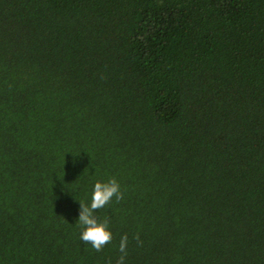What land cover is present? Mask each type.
<instances>
[{"label":"trees","instance_id":"trees-1","mask_svg":"<svg viewBox=\"0 0 264 264\" xmlns=\"http://www.w3.org/2000/svg\"><path fill=\"white\" fill-rule=\"evenodd\" d=\"M124 234L125 264H264V0H0V264Z\"/></svg>","mask_w":264,"mask_h":264},{"label":"clouds","instance_id":"clouds-1","mask_svg":"<svg viewBox=\"0 0 264 264\" xmlns=\"http://www.w3.org/2000/svg\"><path fill=\"white\" fill-rule=\"evenodd\" d=\"M113 197L117 202L124 198V193L121 191L120 184L115 177L110 178L107 182L96 181L91 193L90 204H85L80 201L79 217L76 224L80 227V240L84 244H91L92 248L97 252L112 242V233L109 230V220L103 222L97 220L95 212L106 205H109ZM139 241V237H135ZM128 236L124 234L119 243V252L116 264H125L127 257Z\"/></svg>","mask_w":264,"mask_h":264}]
</instances>
